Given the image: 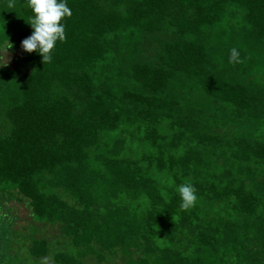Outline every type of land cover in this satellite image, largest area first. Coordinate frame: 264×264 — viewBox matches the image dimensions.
Returning <instances> with one entry per match:
<instances>
[{"label": "trees", "instance_id": "1", "mask_svg": "<svg viewBox=\"0 0 264 264\" xmlns=\"http://www.w3.org/2000/svg\"><path fill=\"white\" fill-rule=\"evenodd\" d=\"M14 2L0 0V50L17 52L0 62V264H264V0H66L45 65Z\"/></svg>", "mask_w": 264, "mask_h": 264}, {"label": "clouds", "instance_id": "2", "mask_svg": "<svg viewBox=\"0 0 264 264\" xmlns=\"http://www.w3.org/2000/svg\"><path fill=\"white\" fill-rule=\"evenodd\" d=\"M27 6L32 10L33 17L27 21L33 29L32 34L21 42L22 49L27 53L36 52L41 55L42 63L52 61V53L57 42L66 41V29L63 20L72 16V10L66 0H27ZM9 8L15 7L14 0H9ZM229 62L243 63L237 48L230 50ZM182 210H190L196 206L197 192L191 183L178 186ZM173 222L174 217L172 216ZM43 264H48L44 258Z\"/></svg>", "mask_w": 264, "mask_h": 264}, {"label": "rangeland", "instance_id": "3", "mask_svg": "<svg viewBox=\"0 0 264 264\" xmlns=\"http://www.w3.org/2000/svg\"><path fill=\"white\" fill-rule=\"evenodd\" d=\"M15 56H17L16 51H10L7 48L0 50V62L1 63H9L11 66H13ZM6 205L13 207L12 213L15 216L12 218L13 228H16V229L26 228L27 224L30 222V218H29L28 209L23 204V202L17 201V200H10L6 202ZM55 230L56 229L54 227H50V228L45 229V233L49 237L53 235ZM108 264H112V263H108Z\"/></svg>", "mask_w": 264, "mask_h": 264}]
</instances>
